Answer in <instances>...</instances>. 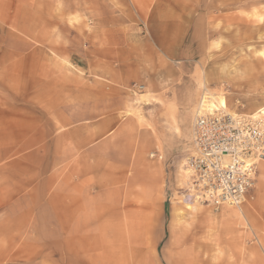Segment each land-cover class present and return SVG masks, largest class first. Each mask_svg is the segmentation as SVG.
I'll return each mask as SVG.
<instances>
[{
    "label": "rangeland",
    "instance_id": "obj_1",
    "mask_svg": "<svg viewBox=\"0 0 264 264\" xmlns=\"http://www.w3.org/2000/svg\"><path fill=\"white\" fill-rule=\"evenodd\" d=\"M224 97L264 107V0H0V264H264L258 163L238 205L184 185Z\"/></svg>",
    "mask_w": 264,
    "mask_h": 264
},
{
    "label": "built area",
    "instance_id": "obj_2",
    "mask_svg": "<svg viewBox=\"0 0 264 264\" xmlns=\"http://www.w3.org/2000/svg\"><path fill=\"white\" fill-rule=\"evenodd\" d=\"M264 112L232 121L202 119V147L190 163L196 183L216 201L236 202L245 192L252 157H264ZM204 140V142H203ZM252 162V163H251Z\"/></svg>",
    "mask_w": 264,
    "mask_h": 264
},
{
    "label": "bare ground",
    "instance_id": "obj_3",
    "mask_svg": "<svg viewBox=\"0 0 264 264\" xmlns=\"http://www.w3.org/2000/svg\"><path fill=\"white\" fill-rule=\"evenodd\" d=\"M259 112H264V107L258 109ZM258 111L256 113H258ZM255 113V114H256ZM243 114H247V113H235L230 111L227 107H226V100L225 97L221 99L220 101V107H218L217 109L210 111H201L199 112V114L197 115L195 121H194V131H193V142H194V147H195V152L192 154V156L189 158V161L186 162V164L184 165V176H185V180H184V185L187 188L188 192L187 194L192 195L195 199H197L198 202H205L207 204H214V205H238L240 204L244 198L246 197V195L249 192V189L254 185L256 177H257V163L259 165L263 164L264 162V157H252L251 158V162L252 166L250 167V169H248L247 171V177L244 178L246 182H248L247 187L245 188V190L247 192L243 193L240 197L239 200H237L236 202H225V201H216L213 197H211V195H209L208 192H205L204 189H202L201 186H199L196 183V176L194 175V170L191 168L190 163L192 162V157L193 156H197L199 154V144H200V154L202 152V150L204 149L202 147V139H201V125H200V121L202 119H208V118H213V119H219L220 121L224 122H229L232 121L233 119H235L236 117L238 118V116H241ZM264 115V114H263ZM234 121V120H233ZM204 142V140H203Z\"/></svg>",
    "mask_w": 264,
    "mask_h": 264
},
{
    "label": "crops",
    "instance_id": "obj_4",
    "mask_svg": "<svg viewBox=\"0 0 264 264\" xmlns=\"http://www.w3.org/2000/svg\"><path fill=\"white\" fill-rule=\"evenodd\" d=\"M259 167L261 168V172L264 173V171H262L264 169L263 164L259 165ZM133 176H134L133 177V180H136V179H140V177H142V176H144V177L145 176H148V174L145 171H143L142 173L141 172H136V173H134ZM61 186H63V185L61 184ZM71 220H72V217L69 215L68 216V219H67V224H65L63 226V230L69 234V239L71 240V243H73V242H75L74 239H76V236L80 232L81 233L86 232V230H85V225L84 224H79L78 223L76 226H73V224L71 223L72 222ZM128 224H129V228H130V238L133 237V239H134V228L132 227V225H134V224H142V222H139V221H136L135 219L130 218L129 221H128V219L125 221V226L126 227L128 226ZM101 225H103V224H100L99 226H101ZM120 226H121V228H123V224L121 222L119 223V226L118 227L120 228ZM143 227H144V225H143ZM101 229H102L101 230V232H102L101 234H104L106 232V231H104L105 229L103 227H101ZM144 229H145V227H144ZM84 234H80L84 238L82 240V242L85 243V244H87L89 246V243H91V242L87 239V237H85ZM65 237H66V235H65ZM101 238L104 240L103 236H101ZM88 248L89 247H87V250L86 251H89L93 247H91L89 249ZM72 250H73V248H72Z\"/></svg>",
    "mask_w": 264,
    "mask_h": 264
}]
</instances>
